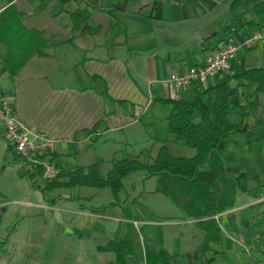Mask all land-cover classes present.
<instances>
[{"label": "crops", "instance_id": "1", "mask_svg": "<svg viewBox=\"0 0 264 264\" xmlns=\"http://www.w3.org/2000/svg\"><path fill=\"white\" fill-rule=\"evenodd\" d=\"M232 1L73 0L62 5L61 0H16L25 26L43 31L49 46L46 57L33 58L12 83L1 65L7 49L0 44V99L9 98L20 121L34 133L58 141L54 161L60 166L62 156L73 155L79 142H92L104 132L138 125L148 130L160 121L167 137L172 106L163 102L194 96L193 86L175 89L171 76L201 65L226 45L264 35V22L256 31L246 27L244 10L232 12ZM5 8L4 1L0 14ZM83 10L89 13V28L73 31L71 14ZM259 49L264 56V40L241 48L235 72L245 71L247 52ZM227 77L215 76L206 86ZM0 136L5 139L4 125ZM203 180L210 181V174ZM263 204V193L244 190L241 183L235 207L216 217L222 240L206 253L201 251L204 233L193 220L158 224L143 218L134 225L141 247L165 249L172 256L170 264H261L264 211L256 208ZM5 235L6 248L11 234ZM133 258L128 264H142Z\"/></svg>", "mask_w": 264, "mask_h": 264}, {"label": "rangeland", "instance_id": "2", "mask_svg": "<svg viewBox=\"0 0 264 264\" xmlns=\"http://www.w3.org/2000/svg\"><path fill=\"white\" fill-rule=\"evenodd\" d=\"M3 2L0 0V7ZM242 66L243 70L264 69L262 51L247 52ZM231 84L236 86L235 82ZM237 95L240 102L255 101L257 109L247 121L248 129L232 136L222 156L231 174L244 173L251 178L242 182L244 190L264 194V94L255 97V86L249 85L238 89ZM200 120L201 112L197 110L194 123ZM3 125L0 121V131ZM165 137L160 121L148 130L138 125L124 131L104 132L92 142H79L73 155H63L60 164L69 170L99 162V173L106 177L114 163L129 158L142 164L152 163L162 146L159 140ZM8 145L0 136V264H112L113 255L105 250V245L110 239L124 237L126 220L122 206H129L133 221L138 222L147 218L162 224L185 218L168 198L155 193L157 179L147 178L143 172L127 175L118 195L109 188L60 186L47 190L48 181L37 174L39 170H33L36 188L23 175L24 169ZM169 149L174 158L196 155L195 150L182 144H170ZM208 177L207 171L201 172V178ZM252 196L248 197L250 202L254 200ZM111 203L118 206L92 217V209ZM241 204L239 201L237 206ZM263 211L264 204L256 208L258 213ZM142 227L139 225V229ZM5 231L11 234L6 248L2 244ZM133 259L128 257L127 261L131 263Z\"/></svg>", "mask_w": 264, "mask_h": 264}, {"label": "trees", "instance_id": "3", "mask_svg": "<svg viewBox=\"0 0 264 264\" xmlns=\"http://www.w3.org/2000/svg\"><path fill=\"white\" fill-rule=\"evenodd\" d=\"M6 8L0 14V44L7 49L1 65L5 68L12 83L33 58L46 57L49 40L38 29L27 28L17 9L16 0H4ZM73 0H61L62 5ZM77 1V0H75ZM243 9L244 25L251 30H258L264 22V0H233L231 10ZM89 13L86 10L71 14L73 31H86ZM223 82L207 87L193 85L194 96L191 100H168L164 104L172 106L167 118L168 132L166 139L152 163H140L129 158L113 164L106 177L99 173V162L88 167H74L66 170L58 165L59 175L53 180H46L47 190L60 186L109 188L114 195L122 189V180L132 172H143L147 178H156L155 193L162 194L170 200L189 220L196 222L204 233L201 244L202 253L210 249L212 243L222 240L221 229L216 217L233 209L241 190V183L251 178L240 173L233 175L227 169L222 151L236 133L248 129L247 120L254 115L257 103L253 100L240 102L237 90L249 85L255 86V95L264 94V69L252 68L235 72ZM232 82L236 86H232ZM201 112V120L194 123L195 112ZM170 144H182L196 151L192 158H174L170 154ZM10 146L8 147V149ZM53 160L54 153L52 154ZM19 162V161H18ZM24 169L23 175L37 188L36 172L38 167H30L19 162ZM33 168V169H32ZM202 171L210 174V181L200 177ZM111 203L100 209H92L98 215ZM126 220V232L122 239H110L105 250L113 255L114 264H128V257H135L142 264H170L172 256L165 250H144L141 247L138 232L131 217L129 206L121 207Z\"/></svg>", "mask_w": 264, "mask_h": 264}, {"label": "built area", "instance_id": "4", "mask_svg": "<svg viewBox=\"0 0 264 264\" xmlns=\"http://www.w3.org/2000/svg\"><path fill=\"white\" fill-rule=\"evenodd\" d=\"M263 40V34L255 33L240 45H226L201 65L189 68L182 74L172 75L170 82L175 89H181L193 85L205 86L215 76L230 75L238 51L241 48L251 49ZM0 121L4 124L5 140L19 162L38 167L45 180H53L59 175L60 170L52 157L58 141L36 134L23 124L9 98L0 99ZM261 264H264V258Z\"/></svg>", "mask_w": 264, "mask_h": 264}]
</instances>
